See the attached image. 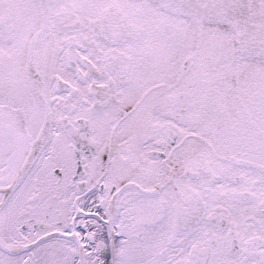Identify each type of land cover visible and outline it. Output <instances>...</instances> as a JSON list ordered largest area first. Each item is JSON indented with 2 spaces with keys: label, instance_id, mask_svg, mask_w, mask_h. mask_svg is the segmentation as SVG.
Here are the masks:
<instances>
[{
  "label": "snow or ice",
  "instance_id": "obj_1",
  "mask_svg": "<svg viewBox=\"0 0 264 264\" xmlns=\"http://www.w3.org/2000/svg\"><path fill=\"white\" fill-rule=\"evenodd\" d=\"M0 264H264V0H0Z\"/></svg>",
  "mask_w": 264,
  "mask_h": 264
}]
</instances>
